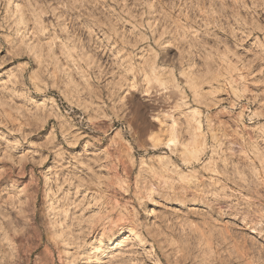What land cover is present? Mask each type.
Returning <instances> with one entry per match:
<instances>
[{
    "label": "rangeland",
    "instance_id": "1",
    "mask_svg": "<svg viewBox=\"0 0 264 264\" xmlns=\"http://www.w3.org/2000/svg\"><path fill=\"white\" fill-rule=\"evenodd\" d=\"M0 264H264V0H0Z\"/></svg>",
    "mask_w": 264,
    "mask_h": 264
}]
</instances>
